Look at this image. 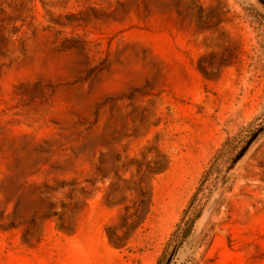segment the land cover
<instances>
[{
    "label": "rangeland",
    "instance_id": "rangeland-1",
    "mask_svg": "<svg viewBox=\"0 0 264 264\" xmlns=\"http://www.w3.org/2000/svg\"><path fill=\"white\" fill-rule=\"evenodd\" d=\"M175 246L264 264V5L0 0V264Z\"/></svg>",
    "mask_w": 264,
    "mask_h": 264
},
{
    "label": "water",
    "instance_id": "water-1",
    "mask_svg": "<svg viewBox=\"0 0 264 264\" xmlns=\"http://www.w3.org/2000/svg\"><path fill=\"white\" fill-rule=\"evenodd\" d=\"M256 138V135H254L250 140L249 142L246 144L245 148L242 150L241 154L239 155L242 156V154L246 151V149L248 148V146L252 143V141ZM238 157V158H239ZM216 191H217V187L213 190V196L211 198V201H210V204L209 206L207 207V209L202 213L201 217H200V220H199V223L202 224L210 215L211 211L213 210L214 206H215V203L217 201V199L219 198V196L216 194ZM176 250V247L173 248V251L172 253L169 255L167 261H166V264H169L173 255H174V252Z\"/></svg>",
    "mask_w": 264,
    "mask_h": 264
},
{
    "label": "trees",
    "instance_id": "trees-1",
    "mask_svg": "<svg viewBox=\"0 0 264 264\" xmlns=\"http://www.w3.org/2000/svg\"><path fill=\"white\" fill-rule=\"evenodd\" d=\"M258 1L264 5V0H258ZM191 229H192L191 222L185 221L182 228L176 229V231L172 235L177 239L178 244H181L189 236Z\"/></svg>",
    "mask_w": 264,
    "mask_h": 264
}]
</instances>
